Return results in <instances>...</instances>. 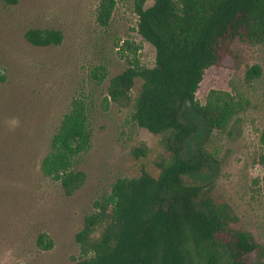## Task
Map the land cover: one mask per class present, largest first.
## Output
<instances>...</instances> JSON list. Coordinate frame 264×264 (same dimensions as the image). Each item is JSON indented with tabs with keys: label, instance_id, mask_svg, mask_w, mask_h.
<instances>
[{
	"label": "rangeland",
	"instance_id": "rangeland-1",
	"mask_svg": "<svg viewBox=\"0 0 264 264\" xmlns=\"http://www.w3.org/2000/svg\"><path fill=\"white\" fill-rule=\"evenodd\" d=\"M108 27L97 21L100 0H0V264H71L80 259L76 241L94 202L119 178L157 177L158 164L170 159L165 135H154L132 120L142 81L129 99L109 97L111 80L128 67L122 47H141L142 65H156V49L138 34L135 0H116ZM149 0L146 8L153 6ZM56 29L59 47L40 48L25 39L30 29ZM259 66L251 83L246 70ZM109 76L99 83L98 69ZM243 96L246 110L226 132H214L208 150L221 166L212 189L218 205L229 208L232 230L253 236L260 249L248 264H264V47L236 42L221 67L205 73L197 93L204 105L211 91ZM109 97L107 106L105 98ZM91 105L93 148L78 160L85 184L67 196L60 183L44 177L41 163L51 139L74 99ZM47 233L55 246L44 251Z\"/></svg>",
	"mask_w": 264,
	"mask_h": 264
},
{
	"label": "trees",
	"instance_id": "trees-1",
	"mask_svg": "<svg viewBox=\"0 0 264 264\" xmlns=\"http://www.w3.org/2000/svg\"><path fill=\"white\" fill-rule=\"evenodd\" d=\"M148 1L135 0V11L138 34L156 49V65H142L141 47L126 41L122 50L131 52L128 67L111 80L109 97L129 99L141 80L132 120L165 135L171 157L157 165V177L143 172L119 178L94 202L76 236L80 259L71 264H248L260 246L252 235L230 229L229 208L215 202L212 189L221 162L207 147L213 133L226 132L247 102L213 90L203 105L197 93L206 71L221 67L236 42L264 47V0H153L146 8ZM4 2L16 6L20 0ZM117 5L100 0L101 26L110 25ZM25 39L35 47H59L64 34L36 28ZM261 75L259 66H251L245 79L251 83ZM108 76L105 68L98 69L99 83ZM260 141L264 146V130ZM92 148L91 105L76 98L51 139L41 172L73 196L86 181L78 160ZM37 243L44 251L55 246L47 233Z\"/></svg>",
	"mask_w": 264,
	"mask_h": 264
}]
</instances>
